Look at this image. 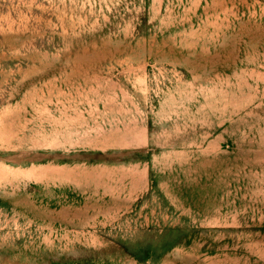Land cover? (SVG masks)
<instances>
[{
  "label": "rangeland",
  "instance_id": "1",
  "mask_svg": "<svg viewBox=\"0 0 264 264\" xmlns=\"http://www.w3.org/2000/svg\"><path fill=\"white\" fill-rule=\"evenodd\" d=\"M0 264H264V0H0Z\"/></svg>",
  "mask_w": 264,
  "mask_h": 264
}]
</instances>
